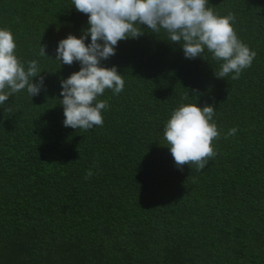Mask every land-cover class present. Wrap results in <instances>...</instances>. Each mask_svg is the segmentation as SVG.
I'll use <instances>...</instances> for the list:
<instances>
[{
    "label": "trees",
    "instance_id": "trees-1",
    "mask_svg": "<svg viewBox=\"0 0 264 264\" xmlns=\"http://www.w3.org/2000/svg\"><path fill=\"white\" fill-rule=\"evenodd\" d=\"M206 6L234 15L251 66L218 78L224 61L207 48L186 58L182 40L140 25L101 60L124 89L97 96L103 124L84 130L64 125L59 103L61 81L82 65L56 56L88 14L73 0H0L15 55L26 71L38 62L33 82L44 76L38 95L25 87L0 105V264H264V0ZM182 104L214 107L216 154L200 170L177 166L164 137Z\"/></svg>",
    "mask_w": 264,
    "mask_h": 264
},
{
    "label": "clouds",
    "instance_id": "clouds-1",
    "mask_svg": "<svg viewBox=\"0 0 264 264\" xmlns=\"http://www.w3.org/2000/svg\"><path fill=\"white\" fill-rule=\"evenodd\" d=\"M207 3L208 0H73L79 12L88 14L89 27L80 37L69 34L58 44L56 59L67 65L74 61L82 65L79 71L61 81L59 103L64 107V125L88 130L103 124L101 110L108 104L96 98L105 89L119 94L124 89V80L116 66H101V60L115 54L118 41L141 36L144 30L140 25H146L156 34L160 29L166 30L170 42L182 40L186 58L201 56L207 48L215 59L224 61L216 76L224 78L234 72L232 79H238L242 70L251 66L256 52L238 39L232 25L234 15L220 16ZM89 33L91 43L85 44ZM15 48L10 29L0 28V105L25 87L32 97L44 86L42 75L38 82H33L42 72L38 62L29 61L26 71L15 55ZM45 48L41 46L39 55H47ZM6 88L10 91L5 92ZM213 115V105L182 104L173 111L164 128V137L177 166L194 163L200 170L209 157L215 156L212 141L219 132L211 122ZM236 132L232 128L227 135ZM92 174L89 169L85 179Z\"/></svg>",
    "mask_w": 264,
    "mask_h": 264
}]
</instances>
